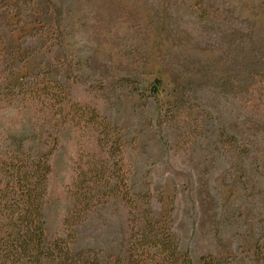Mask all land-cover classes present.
<instances>
[{
  "label": "rangeland",
  "instance_id": "1",
  "mask_svg": "<svg viewBox=\"0 0 264 264\" xmlns=\"http://www.w3.org/2000/svg\"><path fill=\"white\" fill-rule=\"evenodd\" d=\"M42 79L122 135L115 171L182 264H264V0H0V98ZM88 131H60L47 239L67 233L73 160L104 162ZM121 191L74 227L105 264H128L140 217Z\"/></svg>",
  "mask_w": 264,
  "mask_h": 264
},
{
  "label": "trees",
  "instance_id": "2",
  "mask_svg": "<svg viewBox=\"0 0 264 264\" xmlns=\"http://www.w3.org/2000/svg\"><path fill=\"white\" fill-rule=\"evenodd\" d=\"M17 95L20 103L14 126L0 127V264H105L94 250L74 247V227L95 205L122 195V185L130 211L134 216L140 212L131 227L128 264H182L177 245L157 234L153 218L129 194L127 176L115 171L114 165L123 160L122 135L109 123L101 124L94 112H87L78 102L68 103L63 87L53 81L42 79L0 102L10 105ZM45 126L54 129L51 140L42 138ZM64 126L82 133L88 128L104 153V162L88 156L73 160L68 191L74 206L63 220L67 233L47 239L48 181Z\"/></svg>",
  "mask_w": 264,
  "mask_h": 264
}]
</instances>
